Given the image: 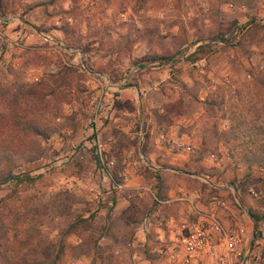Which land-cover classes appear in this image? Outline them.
Listing matches in <instances>:
<instances>
[{
    "label": "rangeland",
    "instance_id": "1",
    "mask_svg": "<svg viewBox=\"0 0 264 264\" xmlns=\"http://www.w3.org/2000/svg\"><path fill=\"white\" fill-rule=\"evenodd\" d=\"M263 60L264 0H0V143L36 155L0 184V252L169 264L180 189L264 222Z\"/></svg>",
    "mask_w": 264,
    "mask_h": 264
},
{
    "label": "built area",
    "instance_id": "2",
    "mask_svg": "<svg viewBox=\"0 0 264 264\" xmlns=\"http://www.w3.org/2000/svg\"><path fill=\"white\" fill-rule=\"evenodd\" d=\"M167 146L190 149L188 144L160 133ZM197 192L179 190L178 199L191 215L174 231L168 249L169 264H264V222L252 224L249 232L242 220L224 221L215 207L199 208ZM215 202L224 204L221 197ZM250 221L254 219L249 218ZM161 224V221H158Z\"/></svg>",
    "mask_w": 264,
    "mask_h": 264
},
{
    "label": "trees",
    "instance_id": "3",
    "mask_svg": "<svg viewBox=\"0 0 264 264\" xmlns=\"http://www.w3.org/2000/svg\"><path fill=\"white\" fill-rule=\"evenodd\" d=\"M202 47V44L198 43L196 49H193L190 53H188L187 58L192 61L196 58L201 57L203 54ZM251 82L258 91H264V60L263 63L252 74ZM33 131L34 133H38V131L36 130ZM35 156L36 155H34L33 153H27L24 149L10 147L8 143H0V184L11 180H13L14 182H20L23 180L31 179L32 176L23 169H20V167L23 166L25 162L34 160L36 158ZM261 157L263 158L258 159L257 162L263 164L264 156ZM121 214L125 219L130 216L126 209H123ZM250 214L255 220L259 216H264V211L260 214L250 211ZM56 251L57 252L55 253L54 257L45 261L37 260L32 264H59L57 260L59 256V249ZM2 252H0V264H10L11 262ZM16 264H20V262Z\"/></svg>",
    "mask_w": 264,
    "mask_h": 264
},
{
    "label": "crops",
    "instance_id": "4",
    "mask_svg": "<svg viewBox=\"0 0 264 264\" xmlns=\"http://www.w3.org/2000/svg\"><path fill=\"white\" fill-rule=\"evenodd\" d=\"M165 149H166V148H165ZM158 167H161L160 170L163 171V169H166L167 166H166V164H158ZM169 199H172V198H169ZM169 199H168V200H169ZM162 200H167V199H162ZM181 219H183V218H181ZM172 220H174L175 223H176V222H177V221H176V216H175V219L170 218V220H169L170 225L173 224V223H172ZM181 223H182V222H181ZM181 223H180V225H181ZM180 225H179V226H180Z\"/></svg>",
    "mask_w": 264,
    "mask_h": 264
}]
</instances>
